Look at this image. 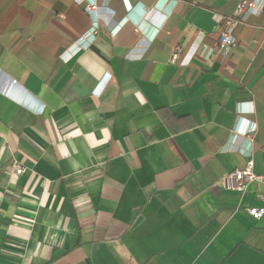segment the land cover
<instances>
[{
	"label": "crops",
	"instance_id": "crops-1",
	"mask_svg": "<svg viewBox=\"0 0 264 264\" xmlns=\"http://www.w3.org/2000/svg\"><path fill=\"white\" fill-rule=\"evenodd\" d=\"M255 1L216 56L237 0H0V264H264Z\"/></svg>",
	"mask_w": 264,
	"mask_h": 264
},
{
	"label": "built area",
	"instance_id": "built-area-1",
	"mask_svg": "<svg viewBox=\"0 0 264 264\" xmlns=\"http://www.w3.org/2000/svg\"><path fill=\"white\" fill-rule=\"evenodd\" d=\"M257 4L255 0H237L235 12L232 16L224 19L223 30L215 43L212 52L216 56H226L227 53L235 47V40L233 38V30L236 26L244 21L250 14L257 13ZM85 12L90 16L92 24L89 30L91 37L96 34L97 26L93 19V14L96 12L97 7L93 2H87L84 6ZM180 56V49L175 48L170 58V63H175ZM253 162L248 160L243 168L235 170L230 174L223 176L216 182V186L224 190L235 191L243 193L248 184L252 182L262 181L261 176H257L252 171ZM25 172V169L21 166H15L13 171V177L17 178ZM260 200L264 203V196L260 197ZM246 213L254 220H259L264 215V206L259 209H247Z\"/></svg>",
	"mask_w": 264,
	"mask_h": 264
}]
</instances>
